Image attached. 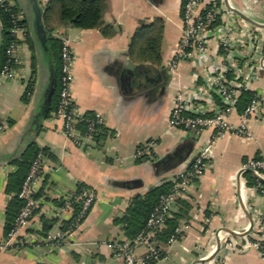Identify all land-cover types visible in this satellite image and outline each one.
<instances>
[{
    "label": "crops",
    "instance_id": "crops-1",
    "mask_svg": "<svg viewBox=\"0 0 264 264\" xmlns=\"http://www.w3.org/2000/svg\"><path fill=\"white\" fill-rule=\"evenodd\" d=\"M6 1L18 7L34 47L20 32L19 76L0 80V240L10 198L7 178L15 170L10 159L33 140L48 154L37 196L41 208L23 229L24 241L0 248V264H124L112 242L128 244L145 264H264L258 249L245 247L264 235L258 222L264 179L244 169L250 159L264 156V0H223L236 24L247 23L261 36L245 39L238 55V81L258 97L260 108L244 118L250 100L242 111L235 106L228 114L234 126L245 120L253 137L229 132L214 140L208 168L186 200L189 218L180 219L175 239L151 240V246L128 238L116 219L134 195L173 180L212 133L170 123L176 93L182 91L190 101L208 86L211 74L210 67L196 66L189 57L170 68L182 35L185 0H105L103 24L95 28L60 22L56 8L46 20L50 0ZM34 2L41 8L45 40L37 33ZM232 15L220 24H233ZM46 24L73 51L74 100L84 113L103 118L93 140L75 143L50 111L54 73ZM208 53L216 62L224 59L217 38L211 39ZM148 140L155 142L154 158L139 160L136 149ZM162 161L173 166L164 168ZM80 186L94 190L97 199L73 239L66 233L69 214L53 213L62 207V197ZM45 219L54 222L49 230L43 229Z\"/></svg>",
    "mask_w": 264,
    "mask_h": 264
},
{
    "label": "built area",
    "instance_id": "built-area-1",
    "mask_svg": "<svg viewBox=\"0 0 264 264\" xmlns=\"http://www.w3.org/2000/svg\"><path fill=\"white\" fill-rule=\"evenodd\" d=\"M0 5L9 8L12 4L6 0H0ZM232 14L224 6L223 0H185L184 2L182 35L170 58V68L176 69L182 58L189 57L193 59L196 66L210 67L211 74L208 86L202 93L194 95L190 101H186V95L182 91L176 93L175 104L170 112V123L172 126L186 131L203 133L212 130V133L192 162L185 164L176 172L173 177L174 189L161 195L147 219L146 226L135 238L136 243L151 246V240L153 241L157 231L163 228L165 219L172 216V212L176 210L178 199L190 198L199 178L208 168L213 142L216 138L229 132L253 137L245 120L239 126H234L229 121L228 114L234 109L241 89L246 88L245 82L238 81L240 71L238 55L241 53V47L245 39L255 41L261 36L259 37L257 34L258 29L247 23L236 24V17ZM226 15H232L233 24L222 26L218 22ZM15 16L21 18L20 13ZM12 32L19 39V33H23V29L15 27ZM213 37L218 39L219 46L224 53V59L221 62L212 60L208 53ZM18 49L19 42L16 40L11 41L8 45L6 60L0 68V80L1 78L13 79L19 76L21 58ZM61 56V89L55 115L62 120L65 134L75 143L81 144L82 139L93 140L104 121L99 113L91 115L84 113L72 96L74 54L66 40H63L62 43ZM230 70L236 73L234 79L227 77ZM216 96L219 97L222 105L216 101ZM199 97L203 100L200 101ZM259 106V99L254 96L243 112L244 118L255 114L259 110ZM81 122L86 123L83 130L80 127ZM154 143L153 140L141 143L136 149L137 158L139 160L153 159ZM45 160V153L40 151L30 167L19 194L25 200V204L14 227L0 240V248L11 246L14 242L24 241L22 240L23 229L31 223L41 208L42 200L36 197V194L40 190L43 180L46 168ZM244 169H252L264 179V156L250 159L244 164ZM62 198V207L58 208L53 215L69 214L66 233L75 239L84 219L95 204L97 196L92 189H81L69 192ZM75 204H79L77 210ZM258 222L261 228H264V211L260 212ZM176 236L173 235L171 240ZM246 246L258 249L264 259V235L260 239L249 240L246 242ZM111 247L124 260V264H145V261L137 260L128 244L112 242Z\"/></svg>",
    "mask_w": 264,
    "mask_h": 264
},
{
    "label": "trees",
    "instance_id": "trees-1",
    "mask_svg": "<svg viewBox=\"0 0 264 264\" xmlns=\"http://www.w3.org/2000/svg\"><path fill=\"white\" fill-rule=\"evenodd\" d=\"M105 7V0H50L48 7L44 12V18L47 20L51 15V10L56 8L58 17L62 23H71L75 26L82 28H95L100 27L103 24V13ZM19 13V9L15 5H11L9 8L0 5V32H1V44H0V68L3 66L6 60V49L11 41L19 39L13 35V29L19 27L23 29V33L26 36L27 42L31 48L34 47V43L27 31V24L25 20L17 18L15 14ZM220 23V21L218 22ZM47 34L50 39V49L52 51V64L54 73V89L53 97L50 106V111H56L59 93L61 89L62 78V41L60 38L51 34V29L47 26ZM154 48V47H153ZM234 72L230 70L227 77H232ZM253 93L245 88L241 89L240 96L236 102V107L239 111H242L249 101L252 99ZM216 101L222 105L219 97L216 96ZM91 115V113H88ZM85 122H81L80 127L83 130L85 128ZM98 133V132H97ZM97 133L95 137H97ZM42 151L48 154V150L45 147L39 146L36 141H31L27 147L18 155L12 157L10 162L15 166V170L11 171L7 178L6 193L10 196L8 204L6 206V221L4 225V234L7 235L14 227L16 219L25 204V200L20 197V191L22 185L29 173L30 167L37 157L38 153ZM164 168L172 167L171 162H161ZM175 181L166 180L162 184L148 190L146 193H138L131 199L130 205L127 207L123 216L116 219V223H119L130 239L137 237V235L146 226L147 219L158 203L162 194H167L174 189ZM83 187V186H82ZM81 190V186L77 191ZM39 194H36V197ZM188 199L179 198L177 201L178 211L175 212L174 217H167L163 228L157 231L153 241L156 240L157 244L166 242L173 235H177V227L179 226L181 218H189L188 210L190 208L187 203ZM79 204H75L77 210ZM53 221L47 219L43 222V229L49 230L53 225ZM151 261V259H148Z\"/></svg>",
    "mask_w": 264,
    "mask_h": 264
},
{
    "label": "water",
    "instance_id": "water-1",
    "mask_svg": "<svg viewBox=\"0 0 264 264\" xmlns=\"http://www.w3.org/2000/svg\"><path fill=\"white\" fill-rule=\"evenodd\" d=\"M34 6V10H35V15H36V27H37V33L40 37L41 40H45L46 39V33H45V29H44V25L42 23V17H41V8L40 6L38 5L37 2H34L33 4ZM238 11V10H236ZM142 70H140L141 72ZM143 71H145L143 69ZM142 73V72H141ZM54 89V76L52 77V80L50 82V92H52ZM195 155L191 156L190 160L187 161L188 164H190L192 162V160L194 159ZM248 171L252 172L256 177H258L259 179L263 180L262 177H260L258 174H256V172L252 169H247ZM220 247V244L218 243V247Z\"/></svg>",
    "mask_w": 264,
    "mask_h": 264
}]
</instances>
